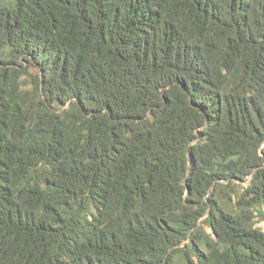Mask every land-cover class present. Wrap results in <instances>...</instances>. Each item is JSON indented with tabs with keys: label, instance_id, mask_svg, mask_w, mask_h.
I'll return each instance as SVG.
<instances>
[{
	"label": "trees",
	"instance_id": "obj_1",
	"mask_svg": "<svg viewBox=\"0 0 264 264\" xmlns=\"http://www.w3.org/2000/svg\"><path fill=\"white\" fill-rule=\"evenodd\" d=\"M264 0H0V264H264Z\"/></svg>",
	"mask_w": 264,
	"mask_h": 264
},
{
	"label": "rangeland",
	"instance_id": "obj_2",
	"mask_svg": "<svg viewBox=\"0 0 264 264\" xmlns=\"http://www.w3.org/2000/svg\"><path fill=\"white\" fill-rule=\"evenodd\" d=\"M260 225L264 227V223H260Z\"/></svg>",
	"mask_w": 264,
	"mask_h": 264
}]
</instances>
